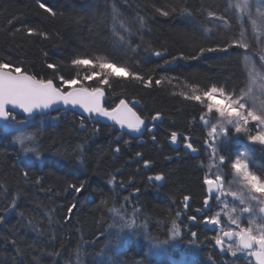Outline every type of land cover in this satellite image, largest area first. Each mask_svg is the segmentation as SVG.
Returning a JSON list of instances; mask_svg holds the SVG:
<instances>
[{
	"label": "trees",
	"instance_id": "obj_1",
	"mask_svg": "<svg viewBox=\"0 0 264 264\" xmlns=\"http://www.w3.org/2000/svg\"><path fill=\"white\" fill-rule=\"evenodd\" d=\"M43 2L54 8L55 17L40 9L38 0H0V59H10L14 64L23 62L24 68L40 78L55 75L46 69V62L61 64L60 74L67 78L76 71L82 77L93 70L88 67L72 69L70 60L74 56L107 55L118 66L124 64L145 78L164 79L161 85L153 83L151 87H145L130 77H112L111 88H106L105 106L114 107L119 99L124 98L128 102H139L137 112L145 121H150L156 112H161L163 118L156 129L155 145H151L149 139H144L146 145H138L137 140L129 135L91 120L86 121L87 130H80L77 127L80 116L63 111L62 119L53 121L50 117L42 126L45 129L42 133L44 155L39 162L25 161L18 146L13 144L12 136L0 131V216L4 217L0 222V264H156L158 262H151L147 256L139 258L138 252L143 250L135 248L139 244L133 237L129 240L132 245L128 242L121 251L115 235L109 233L119 230L118 216H125L128 210L140 207L147 231L142 228L144 235L139 233L141 230H136L134 235L144 236L149 241H162L166 226L160 230L155 223L180 220L177 211L183 219L186 212L202 207L205 191L203 176L197 168L198 158L185 156L165 162V157H171L166 138L172 131L193 140L206 137L198 122L201 105L185 100L182 95L191 94L192 85L201 90L211 84L227 85L229 89L238 85L243 87L241 48L205 52L198 59H187L198 55L201 47L222 48L230 43L239 34L238 24L229 15L231 30L227 26V29L212 34L203 31L207 26L204 28L200 13L204 7L213 11L224 9L222 0H130L135 10L147 17L145 26L148 31L144 32L145 36L141 35L143 50L137 58L113 42L111 23L101 3L97 5L95 0ZM185 6L192 10L203 8L189 17L180 11ZM157 7L168 9L170 15L160 16L155 12ZM172 8L176 11L171 12ZM13 17L19 19L9 26L7 22ZM27 27L46 32L49 38L29 37L23 31L13 37L3 30ZM131 40L132 46L141 42L140 37ZM146 48L164 52V57L148 54ZM181 53L185 59L164 65V59L171 60ZM137 60L140 61L138 65ZM87 83L97 84L95 80ZM55 115V112L51 113V116ZM193 117L197 120L194 121ZM17 119L23 117L19 115ZM37 122L38 119L31 124ZM93 127L101 129L99 134H91ZM118 135L121 137L118 141L121 151L116 155L113 149L117 146ZM81 144L85 145L83 164L75 155ZM137 152L143 154L141 160L136 156ZM257 155L264 163V151H258ZM143 160L151 161L148 172L142 168ZM252 170L260 172L256 167ZM24 171L29 173L27 180L21 175ZM149 174L165 176V184L157 195L148 184ZM37 177L41 178L40 184L35 183ZM113 177L114 183H109ZM71 184H83L84 190L75 193L69 187ZM184 195L192 196L187 209L183 207ZM14 197L17 198V207L13 209L10 205ZM72 204L77 207L71 219L66 221L67 209ZM111 209H118L120 214ZM182 232L180 240L197 245L198 255L206 259L210 234H197L193 240L184 229ZM13 239L17 241L16 245L10 243ZM54 252L59 255H53ZM214 257L215 264H224L216 250ZM159 263L171 264L165 260Z\"/></svg>",
	"mask_w": 264,
	"mask_h": 264
},
{
	"label": "snow or ice",
	"instance_id": "obj_2",
	"mask_svg": "<svg viewBox=\"0 0 264 264\" xmlns=\"http://www.w3.org/2000/svg\"><path fill=\"white\" fill-rule=\"evenodd\" d=\"M38 6L45 13L51 17L57 15L54 8L43 0H38ZM203 6H201V9ZM254 8V11H253ZM201 9L192 10L188 6L180 9L181 13L186 16H193L195 12ZM176 9L172 8L171 12ZM155 12L160 16L168 17L170 11L166 8H155ZM236 13V18L241 22L240 38L233 39L224 47H209L199 49L198 55L187 57V59H198L199 56L204 55L205 52L227 51L229 48H243L248 50L250 44L247 41L244 30L245 20L250 23L252 31V40L260 45L259 57L264 61V0H228L227 9L224 14L216 11L206 9L202 14L206 15L210 20L219 22V24L229 26L231 30L229 15ZM111 14L113 20L112 33L117 37V42L121 45H127L128 50L132 53H138L143 43V36H141V43H137L133 47L131 36L134 35L131 27L125 26L122 22L117 30L116 21L121 13L117 9L115 3L111 6ZM19 17H13L8 20V25L11 26L14 20ZM135 22L139 25L137 32L143 29L146 20L143 16L137 15ZM4 31L9 32L13 37L17 32H24L26 36H42L49 38L48 33L40 32L35 28H4ZM204 32L210 29H204ZM255 46V45H253ZM150 49L146 48L145 51ZM47 57V53H44ZM151 55L163 58L164 53L161 51L152 50ZM183 53L178 57L173 56L171 60L164 59V65L176 61L177 59H185ZM242 72L241 75L246 76L245 80L241 83L243 87L236 86L229 89L227 85L211 84L202 90L197 85H192L191 94H182L183 98L188 101H194L201 105V115L198 117V122L201 126L208 129L204 139L203 147L209 153L210 159L213 161L215 171L209 170L202 178V187L204 188L205 195L202 200V207L195 209V212L201 213L198 219L197 215L187 216V220L192 221L193 224H203L205 227L212 226V231L215 235L211 238L210 243L218 250L219 254L227 253L233 258L232 264L236 260L244 258H253L255 264H264V166L260 167L259 174L253 171L255 162L252 160L250 153L255 151L254 145H259L260 150L264 151V88L260 89L257 95L254 84V78L259 76L252 56L245 52L242 57ZM138 65L139 60L135 61ZM72 69H80L88 67L93 69L87 74L80 76L79 71L74 75L67 77L60 74L62 69L61 64L45 63V67L51 70L55 75L52 78H40L37 74L30 73L23 67V62L14 64L10 59H0V121H4L3 128L0 131L5 132L6 135L12 136L13 144L18 146V150L29 158L40 160L44 155L42 133L44 132V118L51 117L53 121L62 119L61 113L69 108H80L83 113H87L88 117L85 118L81 115L78 129L87 130V120L94 119L95 117H104L111 121L109 127L115 128L117 125L120 130L128 129L130 132L141 133L142 129L152 133L153 128L147 127L145 120L136 110L134 104L130 106L129 102L121 98L114 107H106V88H111L112 77H130L133 80L139 81L145 87L161 85L163 77L153 80L152 76L145 78L143 75L135 71H130L124 64L120 66L108 58L107 55L97 56H74L70 60ZM264 67V64H261ZM95 69H99L96 71ZM264 79V77H261ZM95 80L96 86L88 84L87 82ZM58 81V82H57ZM206 102V103H205ZM19 110V112H17ZM55 112V116L51 113ZM23 114V119L18 120V115ZM163 114L156 112L151 120H162ZM40 120L39 124L33 125L31 123H24V121ZM196 121L197 118L193 117ZM154 127V125H153ZM253 130L254 134H253ZM101 129L93 127L91 134L93 136L99 134ZM117 146L113 149L114 153L121 151L118 141L121 137L118 135ZM156 136L151 135V140L156 141ZM184 141V147L193 153L199 150L194 147L195 141L190 136H185L177 131L170 133V140L173 144L178 140ZM242 139L246 141L243 144V150L237 149L235 158H231V154L225 155V149L230 143L240 144ZM128 143V141H125ZM85 145H78L75 155L78 162L83 164V153ZM136 156L143 158V154L136 153ZM230 160V163H229ZM151 161L143 160L145 167L149 166ZM230 167L233 179L228 180L224 172V168ZM26 180L29 177L27 171L21 174ZM114 177L109 183H114ZM155 181H163L165 176L163 174H156L154 177H149ZM35 183L40 184L41 178L37 177ZM238 184V190H232V184ZM227 184V187H226ZM123 187V184L120 185ZM75 193H81L84 190V185L79 186L75 184L69 185ZM137 192L139 189L136 190ZM229 197L232 198L229 201ZM16 199L11 201V208L17 207ZM127 199V198H126ZM192 200L191 195H184L183 207L185 209L190 207L189 202ZM106 203V201H101ZM222 206V207H221ZM77 207L72 204L68 207V216L65 220L71 219V214ZM221 209L213 213V208ZM119 215L118 209H111ZM141 211L140 208L133 209L135 216ZM179 211L176 216H180ZM226 217V221H225ZM4 219L0 216V222ZM123 219V217H121ZM246 221V226L244 222ZM110 227H112L110 225ZM137 229L136 219L125 221L119 230L114 234L118 247L121 241V234L125 231L132 233ZM104 233H101L103 235ZM181 234V228L176 223V220L171 222V230L169 239L165 241H156L150 252L153 257L164 256L166 254V247L172 241L176 240ZM192 237H197V232L192 231ZM113 235V233H109ZM227 241V243H226ZM13 245L17 244L15 239L11 240ZM20 250L17 248V252ZM123 251V249H121ZM59 255V253H53ZM251 264V261H249Z\"/></svg>",
	"mask_w": 264,
	"mask_h": 264
},
{
	"label": "rangeland",
	"instance_id": "obj_3",
	"mask_svg": "<svg viewBox=\"0 0 264 264\" xmlns=\"http://www.w3.org/2000/svg\"><path fill=\"white\" fill-rule=\"evenodd\" d=\"M222 1H224V5H225V8H226V5L228 4V0H222ZM120 2L121 3H126V0H120ZM233 2H235V0H233ZM225 8H224V12H225ZM253 11H254V8H253ZM222 14V13H221ZM224 14V13H223ZM230 16L232 17V18H234V20H235V24L237 23V24H241V22L239 21V20H237V18H236V13H230ZM143 17L146 19L147 17L145 16V15H143ZM126 19V18H125ZM125 19H123V17H122V15H120V17L118 18V20L116 21V27H117V30L118 31H120V32H123V30L122 29H120L119 28V24L122 22L125 26H128V27H131V25L130 24H128L129 22H128V20H127V22H126V20ZM203 25H204V28H205V26H207V29H209V28H211V27H213V26H215V24H219V22H217V21H214V20H210L209 18H207L206 17V15L203 17ZM109 21H110V23L113 25V20H112V15L109 17ZM218 24L216 25V26H218ZM236 24V25H237ZM222 27H224L225 25H222V24H220ZM113 27V26H112ZM134 27L136 28V29H134V28H132L131 27V31H132V33H134V35H132L131 36V38L132 37H135V38H139L140 37V39H141V35H143V36H145L146 35V33H144V32H146V31H148L147 30V28H146V26H144V28L143 29H140V32H141V30H142V33H139V32H137V28H139V25L137 26H135L134 25ZM244 30H245V33H247L248 34V39H247V41L246 42H248L249 44H250V47H249V49L248 50H245V49H243L242 48V50L244 51V54H245V52L247 51V53L248 54H250L251 56H252V59H253V61H254V63L256 64V68H257V71H258V73H259V76H257V77H255L254 78V80H255V84H254V87H255V90H256V93H257V95H259V92H260V89L261 88H264V79H262L261 77H264V67H261V64H264V61H261L260 60V57H259V47H260V45L258 44V43H256L254 40H252V31H251V25H250V23H248L246 20H245V22H244ZM240 31H241V27L240 26H238L237 25V33H239L236 37H235V39H239L240 38ZM144 33V34H143ZM110 35H111V37L115 40V43L118 45V46H121L118 42H117V37L116 36H114L113 35V33H112V29L110 30ZM139 41V40H138ZM141 43V42H140ZM253 45H255V46H253ZM142 46H143V44H142ZM140 47V49H139V52L138 53H132V54H134L137 58H138V56L141 54V49L143 48V47ZM122 47H124V48H126V49H128V47H127V45H124V46H122ZM133 47H135V46H133ZM131 52V51H130ZM149 53H151V51H149L148 52V54ZM162 53H164V52H162ZM243 54V55H244ZM243 55H242V57H243ZM163 57H164V55H163ZM134 58V57H133ZM159 58H161V57H159ZM135 59V58H134ZM241 61H242V58H241ZM242 67H243V65H242ZM246 76H247V73H245V75H244V80H245V82H246ZM243 86H244V84H243ZM48 118H50V117H47V118H44L45 120H44V122H46L47 120H48ZM40 123V120L38 119V122H37V124H39ZM3 125H4V122L3 123H0V129H2L3 128ZM43 126V125H42ZM207 131H208V129H206L205 130V134L207 133ZM254 131L255 130H253V134H254ZM242 144H244L246 141H244L243 139H242ZM233 144H236V143H233ZM232 143H230L229 145H233ZM229 145L227 146V149H229ZM254 148H255V151L253 152V153H256V151H257V149L256 148H260V146L259 145H254L253 146ZM231 151L232 150H230V154H231V158L232 159H234L235 158V154L234 153H231ZM223 154H225V153H223ZM250 155H251V153H250ZM207 157H208V161L207 162H205V163H203L202 164V174L203 175H205V174H208V171L211 169V171H215V168H214V166H213V161L210 159V157H209V153H207ZM22 158L25 160V161H40V160H36V159H34V158H29V157H25L23 154H22ZM139 158V157H138ZM253 159V158H252ZM253 161L255 162V167L258 169V170H260V167L261 166H264V165H262V163L260 162V160L258 159V161L256 160V159H253ZM229 163H230V160H229ZM144 165V164H143ZM254 171V170H253ZM224 172H225V174L227 175V177H228V180L229 181H232V179H233V176H232V171H231V169H230V167H226V170H225V168H224ZM155 175H148V177H154ZM148 177H147V180H150L151 181V179H148ZM112 180V179H111ZM152 188H153V193H155L156 195L157 194H159L158 192L159 191H157V190H159L160 188H157V187H155V186H151ZM226 187H227V184H226ZM238 188H239V185L238 184H235V183H233L232 184V190H238ZM229 199V201H231L232 200V198L231 197H229L228 198ZM222 207V206H221ZM138 208H140V207H138ZM133 209L134 208H132V209H130V210H128V212H126V214H125V216L124 215H120V216H118V219H119V224H120V226L125 222V221H129V220H131V219H136V222H137V229L136 230H141V231H139V233H141V234H143V232L142 231H144V230H142V228H146V231H147V226H145V223H144V220H143V217H141V214H140V212L138 213V214H136L135 216L133 215ZM221 209H219V211H220ZM217 211V210H216ZM215 212H213L212 214H214ZM186 215L187 216H189L188 214H187V212H186ZM121 217H123V219H121ZM179 219L180 220H176V223L179 225V226H181V225H183V228L185 229V231L186 232H188V229H190V227H189V224H190V221L189 220H187V221H185L184 222V220L179 216ZM225 221H226V217H225ZM146 222H148V221H146ZM182 223V224H181ZM167 224V225H166ZM155 225H157L158 226V229H160V230H162V229H164L165 228V226H166V231L163 233L164 234V236L162 237V238H164V240H162V241H165V240H167V239H169V235H170V230H171V222H169V223H155ZM119 226V227H120ZM144 226V227H143ZM244 226H246V221L244 222ZM118 231V230H117ZM117 231H114L113 230V232L112 231H110L111 233H113V234H115ZM192 231V230H191ZM191 233V232H190ZM190 233H188L189 235H190V237H192L191 236V234ZM182 234H183V232H182V230H181V234H180V236L176 239V240H174V241H172L169 245H167V246H165L166 247V249H167V251H166V254L164 255V256H157V257H153L152 256V254H151V252H150V249L152 248V246H153V244L156 242V240L155 239H152L151 241H149L148 239H146L144 236L143 237H141V236H137V235H134V232H132V233H129V232H127V231H125L124 233H122L121 235H123V237H121V240H123L122 241V243L120 244V248L121 249H124L125 247H126V244H127V246H128V242H129V240H131L130 238L131 237H133L134 238V240L137 242V244H139L138 245V247H135L136 249H142L143 250V252H145V253H143V252H138L140 255H138L139 256V258H144L145 256H147V259L148 260H150L151 262L152 261H154V262H158V263H156V264H160L159 262H161L162 260H165V261H167V262H170L171 264H215L211 259H202V257H200L199 255H198V252L195 250L196 249V247H197V245H195V244H193V243H187L186 244V242L183 240V239H181L180 240V238H181V236H182ZM144 235V234H143ZM215 234H213L212 235V237L214 236ZM192 239L194 240V238L192 237ZM154 241V242H153ZM157 241H161V239H157ZM161 241V242H162ZM210 241V240H209ZM130 243V242H129ZM226 243H227V241H226ZM129 245H132L131 243L129 244ZM118 246V245H117ZM183 247H186V248H183ZM210 248H212V249H214L213 247H212V243L210 244ZM136 251V250H135ZM147 253V254H146ZM223 260V259H222ZM200 263H199V262ZM164 263V262H163ZM138 264H144L143 262H138ZM226 264V263H225ZM237 264V263H236Z\"/></svg>",
	"mask_w": 264,
	"mask_h": 264
},
{
	"label": "flooded vegetation",
	"instance_id": "obj_4",
	"mask_svg": "<svg viewBox=\"0 0 264 264\" xmlns=\"http://www.w3.org/2000/svg\"><path fill=\"white\" fill-rule=\"evenodd\" d=\"M92 122V121H91ZM155 134H156V132H155ZM154 134V135H155ZM143 139H149V140H151V135L149 134V132L147 131V130H145V132H144V135H143ZM193 140V139H192ZM169 141H171L170 140V135L169 136H167V138H166V147H169V156H171V157H165L164 158V160H165V162H171L172 160H179L180 159V157H185V156H188V157H191V158H194L193 156H192V153L191 152H186L184 149H185V147H184V141L181 139V140H178V142L177 143H175V145H176V147L177 148H172L171 147V145H170V143H169ZM193 141H195V143H194V147H196L199 151V157H198V160H199V162L197 163V168L201 171V174H202V164H203V160L205 161V162H207L208 161V157H207V151L205 150V148L203 147V144H204V139L203 140H193ZM145 145H146V143H145ZM152 166H148V167H145L144 165L142 166V168H143V170L145 171V172H148L149 170H150V168H151ZM225 170H226V168H225ZM208 173H209V171H208ZM202 176H204L203 174H202ZM148 179H149V177H148ZM148 184L149 185H151V186H155V184L152 182V181H150V180H148ZM164 184H165V179H164ZM164 184H163V186H164ZM162 186V187H163ZM155 187H157V186H155ZM162 187H160V189L162 188ZM157 188H159V187H157ZM157 191H159V190H157ZM219 211V209H217V208H213V212H217V211ZM188 215H197V217H198V219L200 218V216H201V213H197V212H195V209H192L189 213H187ZM183 220H184V222L185 221H187V215L186 214H183ZM189 227H190V229H188V232L187 233H190L191 232V230H194L195 232H197V234L199 235V234H210L209 235V240H211V238H212V235L213 234H215L211 229V226H207V227H205L203 224H199V223H197V224H193V222L192 221H190V224H189ZM184 228H182L181 230H183ZM185 230V229H184ZM212 247H213V244H212ZM214 248V247H213ZM215 248L214 249H212V248H209V250L207 251V254L205 255L206 257V259H211L213 262H214V254H215ZM211 251V252H210ZM217 251V250H216ZM217 254L221 257V259H223V263L225 264H232V261H233V258H231L227 253L223 256V255H220L219 254V252L217 251ZM249 261H251V264H255V262H254V260H253V258H244V259H240V260H236L235 261V264L237 263V264H249Z\"/></svg>",
	"mask_w": 264,
	"mask_h": 264
},
{
	"label": "bare ground",
	"instance_id": "obj_5",
	"mask_svg": "<svg viewBox=\"0 0 264 264\" xmlns=\"http://www.w3.org/2000/svg\"><path fill=\"white\" fill-rule=\"evenodd\" d=\"M96 1V4L97 5H99L100 3L102 4V8H103V10H105V12H106V18H107V20H108V22H110L109 21V17L112 15L111 14V6L113 5V3H115V5H116V7H117V9L119 10V12L121 13V15H122V17H123V19H125L126 20V22H127V20L130 22V25H131V27L132 28H134V29H136L135 27H134V25L136 26H138V24L135 22V20H136V17H137V15H139V16H143L144 14H142V13H139V12H137L136 10H135V8H134V6L132 5V3L130 2V0H126V3H121L120 2V0H95ZM223 3H224V1H223ZM88 4H89V2H88ZM95 3H94V5H96ZM225 6V5H224ZM226 9H227V5H226V8H225V11H226ZM204 10H206L205 9V7H204V9L202 10V12L200 13L201 14V17L203 18L205 15L204 14H202L203 13V11ZM216 12H218V13H225L224 12V9H219V10H217ZM218 24V23H217ZM217 24H215V26H213V27H211V28H209L210 29V31H208L209 33L208 34H212V33H214L215 31H217V30H219V29H223V30H225V29H227V26H224V27H222L220 24H218V26H216ZM239 26H240V24H238ZM112 24H111V29H112ZM110 29V30H111ZM138 29V28H137ZM139 33H142V30H141V32L139 31ZM246 36L248 37V34L246 33ZM113 39V38H112ZM113 42L115 43V40L113 39ZM115 45H117L116 43H115ZM118 46V45H117ZM143 50V48L141 49V51ZM241 50H242V48H241ZM142 54V53H141ZM140 54V55H141ZM244 54V51L242 50V53H241V58H242V55ZM241 69H242V62H241ZM202 114V113H201ZM37 121V120H36ZM36 121H27V122H30V123H35ZM203 129H204V131L206 130V128H204L203 126H201ZM233 144V143H232ZM152 145V144H151ZM233 146V147H232ZM229 145V149L230 150H232L231 151V153H234L235 154V152H236V150L237 149H239V150H243V144H242V142L240 143V144H233V145ZM229 149H225V155H228V154H230V150ZM257 149V151H256V153H251V158H253V159H256L257 161H258V155H257V152L258 151H260L261 152V150H260V148H256ZM139 160H141V158H138ZM252 159V160H253ZM203 163H205V161L203 160ZM262 165H264V163H263V161H262ZM151 169V168H150Z\"/></svg>",
	"mask_w": 264,
	"mask_h": 264
},
{
	"label": "water",
	"instance_id": "obj_6",
	"mask_svg": "<svg viewBox=\"0 0 264 264\" xmlns=\"http://www.w3.org/2000/svg\"><path fill=\"white\" fill-rule=\"evenodd\" d=\"M129 104H130V106H132V105L134 104V110H136V111H137V109L140 107V104H139V102H137V101H131V102H129ZM17 112H19V110H17ZM66 112H72V113H75V114H77V115L80 116V117H81V115H83L85 118L88 117V114H87V113H83V110L80 109V108H75V109H71V108H69L68 110H66ZM52 113H54V112H52ZM18 116H19V115H18ZM20 116L23 117V114H21ZM91 120H92V122H94V123H98V124L103 125V126H106V127H109V125L112 124L111 121L107 120V119L104 118V117H95L94 119H91ZM29 121H30V120H29ZM3 122H4V121H0V123H3ZM158 122L161 123L162 120H158ZM4 123H5V122H4ZM145 123H146L147 127H152V128H153L152 133H149V134H150V135H154L155 132H156V129H157V127H158V123H156V121H153V120L145 121ZM153 125H154V127H153ZM115 129H116V130H119L120 133H122V134H127V135H129V137H130L131 139L137 140V144H138V145H141V144H144V143H145V141H144V139H143V135H144L145 129H142L141 133L130 132V131H129L128 129H126V128L123 129V130H120L118 125L115 127ZM151 143H152L153 145H155V142H153L152 140H151ZM169 143H170V145H171L172 148H177L176 145L173 144L171 141H169ZM184 150H185L186 152H191L190 150H187L186 148H185ZM191 153H192V156H193L194 158H198V157H199V152H196V153L191 152ZM116 155H117V153H116ZM149 166H151V164H149ZM147 167H148V166H147ZM151 181L155 184V186H157V187H159V188L162 187L163 184H164V180H163V181H155L154 179H151ZM211 228H212V226H211ZM216 250H217V249H216ZM217 251H218V250H217ZM225 254H226V253H225ZM225 254H220V255H223V256H224ZM253 260H254V259H253ZM254 262H255V261H254Z\"/></svg>",
	"mask_w": 264,
	"mask_h": 264
}]
</instances>
